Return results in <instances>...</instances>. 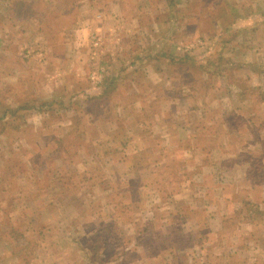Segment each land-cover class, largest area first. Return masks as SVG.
I'll return each mask as SVG.
<instances>
[{
	"label": "rangeland",
	"instance_id": "1",
	"mask_svg": "<svg viewBox=\"0 0 264 264\" xmlns=\"http://www.w3.org/2000/svg\"><path fill=\"white\" fill-rule=\"evenodd\" d=\"M11 1L21 5L22 12L14 14L8 5ZM144 1L147 4L146 8L145 4L142 7ZM144 1L140 7L148 10L150 15L143 14V18L137 21L138 28L130 25L128 19L129 16L140 15L142 10H136V3L127 0L124 8L125 18L116 26L118 29H115L113 22L104 24V27L110 29L109 31L117 32L116 38L111 36L104 41L100 34L94 33L93 36L98 38L96 39L98 45L89 46V56L97 60L98 51L104 49L103 44L106 45L107 54L104 53V59L101 54L99 61H92L90 58L83 60L85 70L83 72L87 74L86 78L92 84L99 83L90 79L99 68L105 69V77L109 76L107 67H104L106 65L101 62L102 66L100 63L97 66V63L100 60L105 64L111 62L123 45L134 51L150 47L151 42L154 45L162 33L155 34L154 31L148 33L149 35L146 33L143 39L137 30L143 26L145 30L151 31V27L154 30L153 25L158 27V24H161V30L169 36L165 37L169 44L174 42L179 47L183 45L189 48L185 55L189 57L187 63L170 65L164 72L165 76L173 81H169L171 87L166 90L169 98L167 100L169 107L166 108L170 113L177 110L181 112L176 102L185 94L183 114L186 116L184 119L179 118L178 122L171 116H168L166 122L154 121L159 116L161 104L150 100L158 94V90L150 93V89L143 84L141 76L138 77V83H142V91L146 93V98L144 99L143 95L140 99L144 102L149 100L151 103L146 110L135 116L142 119L140 122L146 126V129L147 126L149 127L148 131L153 127L154 130L160 128L163 124L173 129H176L177 125L191 129L193 126L197 129L203 126L208 132L214 130L216 132L217 121L213 119V122L209 123V120L212 119L217 108L210 110V105L203 100L214 96L218 99L222 98L218 96L221 94L219 84L222 79H213L214 73L208 71V68L212 69L215 63H223L224 59L220 57L219 49L216 53L211 51L214 38L209 36H214L218 32L214 26L216 20L221 27L230 26L241 17L246 5L250 4L247 2L253 0H183L184 6L179 10L173 5L176 0H167L170 1L171 7L166 11L168 14L166 19L163 15L166 12L159 13L160 9L164 10V7H160V0ZM250 7L252 10L253 6ZM106 9L104 2L98 0H0V120H2L0 122V264H89L83 258L80 246L95 243L97 240L107 243L112 239H119L120 246L130 250L135 248L137 253H129L125 259L116 261H112L113 257H110L106 264H147L149 261L152 264H172L169 258L166 262L164 260L166 254L172 255L173 252L165 249V256L157 254L162 242L161 219L165 214L159 211L158 207L170 206L174 209L176 206L174 210L182 209L184 216L188 219L194 218L187 212L185 200L177 198V204L174 198L170 201L167 198L179 192L181 188L178 187H184L185 184L161 181L163 174L178 171L176 167L180 163V151H170L168 154L166 151L159 152L164 141L157 136L153 139V143L156 144L154 149L157 151H147L146 161H141V157L138 156H133L134 159L131 160V163L139 168L142 167V162L154 164V179L149 177L148 170L143 167L140 174L145 179L141 180L136 176L122 177L118 182L115 180L116 177L120 174L126 175L123 173L122 164L105 166L101 163L102 166H99V159L95 154L99 153L104 159L112 155L116 159L117 157L125 159L130 156L127 153L129 151H123V145L119 151H104V149L96 151L87 148L86 141L93 132L85 117H67L68 103L44 99L47 95L42 84L55 72L51 62L52 56L62 57L64 54H69L68 50L75 31L87 25L95 28L98 11ZM179 18L184 19L187 25L178 27V21L182 22ZM191 22H194V25ZM100 24L98 23L99 26ZM198 25L202 32L195 36L194 27ZM176 35L182 38L177 40ZM198 41L202 44L200 45ZM83 51L81 55L83 54L85 58V48ZM119 56L120 54L117 55ZM69 58L70 65L76 69L77 60L80 62L81 59L79 57L73 59L72 55H69ZM202 66L205 68L203 69ZM179 79L184 81L185 86H180L182 83ZM257 82L259 85L256 84ZM254 83L261 90L259 92L248 90V93L255 101L260 96L264 102V79L256 80ZM230 91L237 95L241 93L239 88L234 87L230 88ZM127 93V81L122 80L116 89V96L122 99ZM200 100L203 102L204 116L206 115L205 119L203 116L201 123L193 114L195 110L193 108ZM127 101L131 104L128 99ZM256 105L250 104L249 106L252 107L250 109H256ZM260 106L259 104L257 107L258 111L264 112V106ZM37 112L44 113L45 118L49 114L40 132L35 131L38 127L36 124L38 119L33 114ZM112 112V110L107 111L106 104L99 103L89 105L88 109V113L95 118L101 113L105 121H111ZM58 121L69 122V130H63L64 126L58 125ZM253 121V132H248L242 120L235 117L227 119L230 133H233L226 141L230 142V148L234 146V151L236 148H242L243 145L247 147L248 142H251L252 151L241 153V159L254 167L259 160L261 161V157L264 160V125L260 119ZM121 126L126 130L134 128V124L129 123H122ZM262 129L263 134L259 133L256 136L255 134ZM81 131H86L87 136L84 137V132ZM54 139H63L64 142L59 149H55ZM119 140L120 138L117 139L118 142ZM172 141L176 142V133ZM150 145L151 141L148 146ZM163 160L165 163H162ZM130 165L128 163L129 167ZM192 170L193 168L190 167L187 174ZM107 176L111 179H107ZM102 178L105 179L104 182ZM170 179L173 177L171 176ZM145 183L149 185V189L155 190L153 198H145L146 193L140 191L144 190L142 186ZM157 194L159 198H154ZM151 212L156 216L153 217L154 220L148 221V216L153 215ZM201 217L204 219L203 215ZM175 224L171 222V227ZM179 224L173 227L174 232L170 241L175 244L183 240L184 249H188L189 236L177 230ZM10 228L18 230V236L11 235ZM201 234V239L204 237L208 239L207 231ZM194 235L196 240L200 239L199 234ZM6 240L11 244L7 245ZM135 241L137 244L133 247ZM33 242L36 244L32 245ZM16 247L17 253L9 256V250L15 251ZM151 252L154 257L152 259L148 258ZM18 254H22L20 260L16 258ZM186 257H188L187 264H210L208 248L200 260L199 257L192 258L187 253ZM185 263L184 257L174 262V264Z\"/></svg>",
	"mask_w": 264,
	"mask_h": 264
},
{
	"label": "crops",
	"instance_id": "2",
	"mask_svg": "<svg viewBox=\"0 0 264 264\" xmlns=\"http://www.w3.org/2000/svg\"><path fill=\"white\" fill-rule=\"evenodd\" d=\"M98 1L104 2L107 9L98 11L96 16L98 21L95 24V28H90L87 25L80 30L78 29L74 33L73 40H71L68 50L69 54H64L62 57L52 56L51 62L55 72L47 79V82H43L42 84L47 95L44 99L61 101L63 104L64 102L68 103L69 114H67V117H85V121L91 125L93 132V135L86 141L87 148L96 151L100 149H104V151H119L121 145H123V151L128 150L130 152H127L130 156L125 159H120V157L116 159L113 155L110 157L106 156L104 159L99 153L96 152L95 154V157L99 159V166H102L101 163L105 166H119L122 164L124 168L123 173H126V175L120 174L119 177H116L115 180L118 182L121 181L122 177L132 178L136 176L141 180L145 179L140 174L143 167L148 170L149 177L153 178L154 164L142 162V167L139 168L135 166L136 164H132L131 160L134 159L133 156H138L141 157V161H146L148 152L157 151L154 149L156 144L153 143V139L157 138V136L160 140L164 141V144L162 143L161 148L158 150L159 152L166 151L167 154L175 150L181 152L180 163L176 167L178 171L172 174H163L161 181L163 183H170L172 181L185 184L184 187H178L179 189L181 188L179 192H175L173 195L167 196V198H169V201L173 198L175 200L177 198L185 200L186 210L194 218L188 219L187 216H184L182 209L176 208L174 210L176 206H174V209L170 206L158 207V210L165 214H163V219H161L162 242L160 248L157 249L159 250L157 254L164 255L165 249L166 251L173 252L172 255H164L165 262L169 258L170 262L174 264L176 260L184 257L185 264H187L188 257H186V253L190 254L192 258L199 257L200 260L208 248L210 264H264V182L258 183L260 178L256 180L250 179V163L241 159V153L245 154L247 151H252L250 148L251 142H248L247 147L243 145L242 148H236L237 151H234V146L230 148V142L227 143L226 141L228 136L233 133H230L227 125V119L231 117L242 120V123L246 126L245 128H248V132H253V120L260 119L262 125H264V112L257 109L259 104L261 105L260 107L264 106V102L260 96L255 101L248 93V90L259 92L261 90L257 86L259 84L257 82L256 85L254 82L264 79V0H253L254 3L247 2L250 4L246 5L238 21L228 27H221V24L216 20L218 23L215 22L214 26L218 29V32L214 36H209L214 38L213 45L210 48L211 51L216 53L217 49H219L218 53L224 59L223 63L218 62V64H213L212 69L208 68V71L214 73L213 79H222V82L219 84V93L221 94L218 95L222 96V98L218 99V97L214 96L213 98L203 100L204 103L210 105V110H214L215 107L217 108V111L214 110L215 114L209 120L210 122L208 121L209 123H212L213 119L217 121L216 132L215 130L208 132L203 126L198 128L200 130L194 126L191 129L179 127V125H177L176 129H173L163 124L160 128L158 127L154 130L153 127L148 131L149 127L147 126L146 129V126H143L140 122L142 119L135 116L137 113L146 110L149 107V103H151L149 100L144 102L140 99L143 95L145 99L146 93L142 91V83H138L139 76L143 78L142 82L150 89V93L158 90V94H155L154 98L150 100L158 101L161 104L160 111L158 110L159 116L154 121H159L160 123L166 122L168 116L177 121L179 118L184 119L186 116V114H183L185 110V94L179 97V101L176 102L179 104L181 112L179 110L173 113L168 112V108L166 107H169L167 101L169 98L166 90L168 87H171L169 81L172 80L167 75L165 76L164 72L170 65H173L170 60H180V58L187 54V51H185L183 45L179 47L174 42L173 44L168 43L166 38L169 36L161 30V24H158V27L153 25L154 30L151 27V31L145 30L143 26L137 30L143 39H145L146 33L147 35L153 33V31L155 34L162 33L154 45L151 42L150 47L137 51L125 48L123 45L118 53L120 56L117 57V54L115 58L118 61L113 59L108 64H105L103 60H100L97 63V66L99 63L101 66L102 63L106 65L104 67H107V73L111 76L108 77L111 80L107 82L104 78L96 84L88 81L86 78L87 74L83 72L85 71L83 68L85 59L88 60L90 58L92 61H99L101 54L103 55L102 59H104V53L107 54L106 45L103 44L104 49L102 51L99 50L96 56L97 60H93L89 56L90 38L94 33L100 34V37L104 41L108 40L111 36L112 38H116L117 32H111L108 27L104 26L113 22L117 30L118 27L116 26L125 18L124 8L127 5V0ZM128 1L136 3V10H142L140 15L129 16L128 19L130 25L137 27V21L143 18V14H149L148 10L142 8L144 4L146 8L147 4L144 0ZM142 1L144 2L142 7H140ZM182 1L176 0V3L173 4L176 8L178 7L177 10L184 6ZM159 3L161 4L160 7H164V10H159L160 14L169 10L170 6L167 0H160ZM250 6H253L252 10ZM163 15H165V19L168 18L167 12ZM179 20L182 22L178 21V27L182 28L187 25L184 19L179 18ZM98 23H101L100 26ZM191 23L193 24L194 22ZM210 25L212 24L210 23ZM93 28L94 30L89 32ZM194 30H196L195 36L202 32L199 25L195 26ZM175 37L177 40L182 38L179 35ZM84 48L86 51L85 58L83 54L81 55L84 52ZM69 55H72L73 59L76 57L81 59L80 62L77 60L76 69L70 65ZM74 63L76 65V62ZM202 68L205 67L202 66ZM72 70L73 72H70ZM221 73L223 74L221 75ZM181 79L183 78L181 77ZM122 80L127 81L128 93L122 99H119L116 96V89L120 86ZM179 81L183 84L180 86H185L183 80L179 79ZM232 87L239 88L240 95L230 91ZM125 98L132 105L128 101L126 102L127 99ZM198 102L199 104L193 108L195 109L193 114L197 118V121L201 123L204 116L202 109L203 102L201 100ZM93 103L106 104L107 111H113L111 121L102 119L101 113L97 114V118L90 115L88 109L89 105ZM250 104H257L256 109L251 110ZM43 114L39 112L33 114L38 119L36 123L38 127L36 126L35 131H42L44 122L49 117V114L46 118ZM122 123L134 124V128L126 130L121 126ZM58 125L64 126L63 130H69L70 127L69 122L63 123L62 121H58ZM208 125L210 126V124ZM233 130L238 132V130ZM260 131L255 135L257 136L259 133L263 134V129ZM81 132H84V137L85 135L87 136L86 131ZM174 133H176V142L172 141ZM123 137L125 138L124 140ZM118 138H120L119 142L117 141ZM150 141L151 145L148 146ZM128 163L129 165L132 164L130 165L131 167L128 166ZM162 163H165V160ZM259 164L260 171L264 173V160L262 157L261 161L259 160ZM190 167L193 170L187 174ZM171 176L173 179H170ZM106 178L111 179L110 176ZM260 180L263 181L264 176ZM102 181L104 182L105 179L102 178ZM209 184L211 185L209 186ZM152 186L151 184L150 187ZM148 187L149 185L145 183L142 186L144 190L140 191L146 193L145 198H153L155 190L152 188L151 190ZM157 197L159 198L158 194L154 198ZM198 202L201 203L198 204ZM152 214V217L148 216V221L154 220L153 217L156 214ZM201 215L204 216V219ZM174 217L176 220H174ZM171 222L176 223L175 225L180 223V226H176L177 230L181 234L189 236L188 249H184L185 244L182 242L183 240L175 244L170 241L175 228V225H173L174 228L171 227ZM204 231L208 232V239L205 237L201 239V233H204ZM195 233L200 235V239H195ZM128 235L130 236L131 234ZM205 241L207 242L205 243ZM136 244L137 241H135L133 247H136ZM122 250H124L123 252L137 253L135 248L132 250L124 248ZM110 257H113L112 261L120 260L114 254H111ZM148 258H154L152 252L151 254L149 253ZM149 263L151 262H147V264Z\"/></svg>",
	"mask_w": 264,
	"mask_h": 264
},
{
	"label": "trees",
	"instance_id": "3",
	"mask_svg": "<svg viewBox=\"0 0 264 264\" xmlns=\"http://www.w3.org/2000/svg\"><path fill=\"white\" fill-rule=\"evenodd\" d=\"M169 3V6L171 5L170 1L168 2ZM9 7L11 10L14 11V14H18L21 11V5H19L17 2H14L12 3L9 2L8 3ZM171 7V6H170ZM32 8V7H31ZM28 15V14H27ZM186 60H189V57L188 56H184L182 58H180V60H170V62H172L173 65H177L178 63L181 65V64H185L187 63ZM179 65V67H181ZM204 69V68H203ZM106 75V73H105ZM108 77V76H107ZM104 76V78L107 80V82L109 80H111V78H107ZM103 78V79H104ZM0 122H2V120H0ZM53 144L55 145V149H59L61 147V145L63 144V139H57V140H53ZM259 162L256 163V166H252L251 163H250V175H252L250 177V179L252 180H256L257 178H262V176H264V173L260 171V166H259ZM258 167V169L256 168ZM263 174V175H262ZM259 179L258 183H262L264 182L261 181ZM105 227V226H104ZM107 228V227H105ZM105 228H102V230H105ZM11 229V232L10 234H15V236H18L19 234V231L18 230H14L13 228H10ZM108 230V229H107ZM99 236H97L98 238ZM119 239H112L111 241H108L107 243H104L102 240H97L95 243H91V244H84L82 246H80V251L82 252V255H83V258H85V261L89 264H106L110 259H109V254H114L116 256L117 259H125V257H127L129 255L128 252H123L124 248H126L125 246H120V242H118ZM6 243L7 245L8 244H11V243H8V241L6 240ZM32 245L36 244V243H31ZM12 248V246H11ZM18 250V248L16 247L15 251H10L8 252L9 256L11 254V256H14V253ZM21 250V249H19ZM23 251V250H21ZM17 253V252H16ZM24 253V251H23ZM21 255L22 254H18L17 255V260H20L21 258Z\"/></svg>",
	"mask_w": 264,
	"mask_h": 264
},
{
	"label": "built area",
	"instance_id": "4",
	"mask_svg": "<svg viewBox=\"0 0 264 264\" xmlns=\"http://www.w3.org/2000/svg\"><path fill=\"white\" fill-rule=\"evenodd\" d=\"M92 38V39H91ZM90 38V42H91V45L93 46V47H96L97 45H98V41L96 40V39H98V38H96V37H94V36H92ZM94 40H96V41H94ZM94 41V42H93ZM198 43L201 45L202 44V42H199L198 41ZM184 49H185V51H188V49L189 48H186V47H183ZM105 69H103V68H99L95 73H93L92 75H91V77H90V79L93 81V82H101L102 80H103V78H104V76H105Z\"/></svg>",
	"mask_w": 264,
	"mask_h": 264
}]
</instances>
